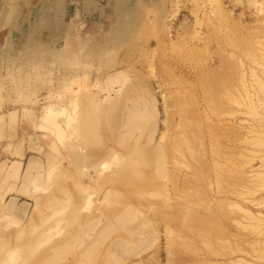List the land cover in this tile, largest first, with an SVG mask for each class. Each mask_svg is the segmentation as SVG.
I'll list each match as a JSON object with an SVG mask.
<instances>
[{"label": "rangeland", "instance_id": "1", "mask_svg": "<svg viewBox=\"0 0 264 264\" xmlns=\"http://www.w3.org/2000/svg\"><path fill=\"white\" fill-rule=\"evenodd\" d=\"M78 1L0 0V264H264V0Z\"/></svg>", "mask_w": 264, "mask_h": 264}, {"label": "bare ground", "instance_id": "2", "mask_svg": "<svg viewBox=\"0 0 264 264\" xmlns=\"http://www.w3.org/2000/svg\"><path fill=\"white\" fill-rule=\"evenodd\" d=\"M258 10V9H257ZM259 12H261V11H259ZM72 38V37H71ZM70 38L68 37V39L65 41V45L62 47V53L63 54H68V52H67V50H68V47H69V45H70V43H69V40ZM72 41H73V38H72ZM72 41H71V43H72ZM264 42V41H263ZM249 57V56H248ZM263 60V59H262ZM261 61V60H260ZM258 63H261V62H257L256 61V64H258ZM258 66H260V65H258ZM261 66H263V63H262V65ZM251 69V68H250ZM254 72V71H253ZM244 74V73H243ZM251 74H254V76H256L257 74H255V73H252L251 72ZM251 76H253V75H251ZM253 79L254 78H257V77H252ZM254 81H257V79L256 80H254ZM259 83H261L260 82V80L258 81ZM258 82H256L255 84H257ZM258 83V85H260V88H259V90L261 89V87H264L263 85H264V83H261V84H259ZM247 88V87H246ZM262 91H264V90H262ZM261 91V92H262ZM140 101H143L142 102V104L144 103V100H142V99H139ZM146 101V100H145ZM92 102H93V99H92ZM96 102V101H95ZM147 102V101H146ZM135 103H137V102H135ZM142 104H139V105H142ZM147 104V103H146ZM95 107H96V105L95 104H93ZM93 105H91V106H93ZM148 105V104H147ZM150 105V104H149ZM91 106H89L90 108H92V109H94L95 111L96 110H99V109H97V107H96V109L95 108H93V107H91ZM133 106H136V105H133L132 104V107ZM98 107H100L101 108V106L98 104ZM140 107V106H139ZM139 107H133V108H129V110H128V114H127V116H126V123H125V129L126 130H128L129 132H132L133 131V129L134 128H136L137 126H138V124H140V122H145V121H147L148 119H152V121H153V114L154 113H152L151 111H149L148 109H147V111H149V112H147V111H145L144 109L146 108V107H149V106H144V108H143V110L142 109H140ZM143 107V106H142ZM151 107V106H150ZM149 107V108H150ZM153 107V106H152ZM151 107V108H152ZM88 108V107H87ZM91 109V110H92ZM153 109V108H152ZM87 110H89V108L87 109ZM101 110V109H100ZM264 110V109H263ZM94 111V112H95ZM103 111V110H102ZM102 111H100V112H102ZM94 112H89V114L87 113V111H86V113L85 114H87V115H85V116H83L82 117V119H81V125H82V127L81 128H78L79 129V132H80V137H82L83 135H90V136H94V134L97 132V130H98V124H99V119H98V114L97 113H94ZM99 112V113H100ZM254 112V111H253ZM90 113H92V114H90ZM99 115H101V114H99ZM103 115V114H102ZM255 115H257V113L255 114ZM261 115V114H260ZM260 115H258V116H260ZM83 120V121H82ZM150 120H149V123H150ZM264 120V119H263ZM72 121V120H71ZM262 121V120H261ZM261 121H260V123H261ZM149 123L147 124V126H150V127H152V122L150 123L151 125H149ZM258 123H259V121H258ZM263 124V123H262ZM78 131V130H77ZM152 132V131H151ZM130 134V133H129ZM257 134V133H256ZM151 135V134H150ZM264 135V134H263ZM262 135V136H263ZM151 137V136H150ZM262 141V143H263V141L264 140H261ZM260 140H257V144L259 143V142H261ZM89 142H91V141H89ZM88 142V143H89ZM261 144V143H260ZM264 145V143L262 144V146ZM158 147H160L159 145H157ZM256 146H258V145H256ZM157 149V148H156ZM158 149H161V148H158ZM163 150V149H162ZM145 152V151H144ZM144 152L142 153V154H140L139 156H132V157H130L131 159H132V161H133V159L135 160L136 158V160L137 161H133V162H130V163H133V165L132 164H130L132 167H134V164L136 165L135 166V169H136V171H134V172H136L137 174H139L140 175V179L138 178L139 176H137V174H134V175H136V178H138V180L136 179V181H140L141 180V178H143V175L142 174H140L141 173V171H142V169L143 168H141V166H145V164L146 163H148L149 162V160L147 161V157H146V155L147 156H149V157H151L149 154H144ZM138 153V152H137ZM157 153H160V151L158 150V152ZM162 153V152H161ZM160 153V154H161ZM158 157H156V160L157 159H159V160H162V159H164V158H161V157H163V155L161 156V155H157ZM138 157L140 158V159H138ZM153 157V156H152ZM151 157V158H152ZM161 158V159H160ZM125 159H127V158H125ZM131 159H128L127 161H129V160H131ZM155 158L153 157V160H154ZM150 160H152V159H150ZM156 161V162H154V163H156V165L157 166H160V167H157V169H158V172H160L161 170H163L161 167H162V164H164V163H161L160 161ZM165 160V159H164ZM162 161V162H165V161ZM124 162H125V160H123ZM122 161V162H123ZM126 161V162H127ZM151 163V162H150ZM154 163H152V164H154ZM152 164H151V166H152ZM150 166V167H151ZM128 167V166H127ZM164 167V166H163ZM140 168H141V171H140ZM133 170H134V168H132ZM131 169V170H132ZM139 171H140V173H139ZM143 171H145V167H144V170ZM151 171V170H150ZM132 172V171H131ZM157 172V171H156ZM161 172H163V171H161ZM160 172V173H161ZM145 173V172H144ZM133 174V173H132ZM162 174V173H161ZM146 175V177H148V175L147 174H145ZM152 175V174H151ZM156 175V174H155ZM163 175V174H162ZM260 175V174H259ZM150 176V175H149ZM157 176H159V175H157ZM127 179V178H126ZM146 179V178H145ZM154 179H156V178H154ZM142 180H144V178L142 179ZM146 182H148L149 180L147 179V180H145ZM144 181V182H145ZM159 182V181H158ZM149 183V182H148ZM79 187V186H78ZM37 201H38V199H36ZM1 202H2V199L0 200ZM50 203H51V201H50ZM75 203V202H74ZM2 204V203H1ZM38 204V203H37ZM42 204V203H41ZM44 204V203H43ZM42 204V206H44L45 207V205L47 204L46 202H45V205H43ZM58 202H56L55 203V201L53 202V206H58ZM46 206H48V205H46ZM73 207L75 206L74 204L72 205ZM120 208H122L121 206H120ZM131 208V207H130ZM126 214V213H125ZM76 214H74L73 216L71 215V219L74 221V219H75V216ZM125 217L127 216V214L126 215H124ZM119 219H120V221L121 222H123V221H125V220H127V219H125L124 220V218L121 216V218L120 217H118ZM118 218H115V219H118ZM119 221V222H120ZM119 222H118V224H119ZM123 223H125V222H123ZM108 225V224H107ZM109 225H111V224H109ZM123 225V224H122ZM121 225V226H122ZM112 226V225H111ZM119 227H120V224H119ZM105 228V227H104ZM103 228V229H104ZM115 230L114 229V227L112 226V228H110L109 226H108V228H106L105 230H102L101 232L102 233H100V236H99V238L98 239H100V238H104V237H107L108 235H110L109 233H110V231L111 230ZM121 229V228H120ZM21 229H19L18 230V237H19V235H21V234H23L24 235V233H25V231H20ZM21 232V233H20ZM113 232V231H112ZM26 234V233H25ZM23 235H21V236H23ZM19 239V238H18ZM26 244L28 245L29 243L28 242H26ZM25 244V245H26ZM3 241L1 240V244H0V255L4 252L3 250V248L6 246V245H3ZM91 251V250H90ZM7 252V251H6ZM90 253H92V251L91 252H88V253H86V254H84V257L85 258H90L91 256L90 255H92V254H90ZM4 254V253H3ZM25 257V256H24ZM25 260H27V258H25ZM25 263V262H24ZM82 264H85V263H82Z\"/></svg>", "mask_w": 264, "mask_h": 264}, {"label": "crops", "instance_id": "3", "mask_svg": "<svg viewBox=\"0 0 264 264\" xmlns=\"http://www.w3.org/2000/svg\"><path fill=\"white\" fill-rule=\"evenodd\" d=\"M84 1H85V0H79L78 2H80L79 4H80L81 6H83ZM10 8H11L13 11L15 10V9H13L12 5H10ZM10 8H9V10H4V11L2 12V16L0 17V20H5L6 18H8V15H9V13H10ZM24 165H25V163L23 162V163H22V166H24ZM16 196H19V195L16 194ZM21 198H22V197L19 196V199H18V201H17V204H18L20 207L29 210V209H30V208H29V204L26 203V202L21 201Z\"/></svg>", "mask_w": 264, "mask_h": 264}]
</instances>
